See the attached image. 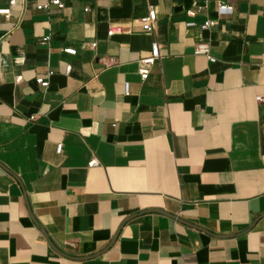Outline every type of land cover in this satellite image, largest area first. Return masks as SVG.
<instances>
[{"label": "crops", "instance_id": "crops-1", "mask_svg": "<svg viewBox=\"0 0 264 264\" xmlns=\"http://www.w3.org/2000/svg\"><path fill=\"white\" fill-rule=\"evenodd\" d=\"M45 1L0 14V264H264V0Z\"/></svg>", "mask_w": 264, "mask_h": 264}, {"label": "built area", "instance_id": "built-area-1", "mask_svg": "<svg viewBox=\"0 0 264 264\" xmlns=\"http://www.w3.org/2000/svg\"><path fill=\"white\" fill-rule=\"evenodd\" d=\"M191 1V6L187 7L185 9V13L192 15L196 11H198L202 6L205 5L206 0H201L198 2V0H190ZM15 2V0H6V5L0 7V14H2L5 18H7L10 14V7L11 5ZM50 4L55 5L56 7H62L63 6V1L62 0H46L43 3H37L35 4V8L40 9V8H47ZM86 9V7L84 8ZM215 9L218 14L220 13H229L231 11V6L227 3H225L223 0H216L215 1ZM138 20L140 21V27L143 30L149 31L151 30L154 20H155V10L154 7L151 3L146 4V9L145 12L141 15L138 16ZM210 23V18L205 17L201 22H199L198 26L199 28H207ZM113 31H115V27H108L106 30L107 34H111ZM48 35H45L41 37V41H45L48 39ZM208 46L209 42L207 40H198L194 43L193 47V52L194 53H201L206 56H209L208 54ZM63 51L67 53H74L75 48L66 46L62 48ZM159 55V45L158 42L153 40L150 43V48H149V53L139 59L140 66L138 68L139 76L140 78L146 77L148 73V66L154 63L155 59ZM111 60V59H110ZM18 78V77H17ZM36 82L44 86L47 83V80L42 78V77H36ZM255 100L258 101H264V94H256L254 96ZM31 117V116H30ZM55 151L60 152L61 150V142L55 143ZM95 162V159L91 158L88 161V164H92Z\"/></svg>", "mask_w": 264, "mask_h": 264}]
</instances>
